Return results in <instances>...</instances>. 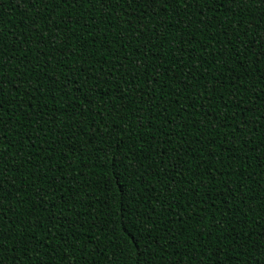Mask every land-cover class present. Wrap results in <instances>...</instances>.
Listing matches in <instances>:
<instances>
[{"label": "trees", "instance_id": "trees-1", "mask_svg": "<svg viewBox=\"0 0 264 264\" xmlns=\"http://www.w3.org/2000/svg\"><path fill=\"white\" fill-rule=\"evenodd\" d=\"M47 6L0 0L4 264H264L259 8Z\"/></svg>", "mask_w": 264, "mask_h": 264}, {"label": "snow or ice", "instance_id": "snow-or-ice-1", "mask_svg": "<svg viewBox=\"0 0 264 264\" xmlns=\"http://www.w3.org/2000/svg\"><path fill=\"white\" fill-rule=\"evenodd\" d=\"M54 6H59L61 3L67 6H71L73 4L79 5L81 0H52ZM85 2H91V0H85ZM177 3L181 2V0H176ZM183 4L185 6H188L190 3L199 5V0H182ZM207 2V0H205ZM238 0H229V3H236ZM240 3L246 2V0H239ZM252 4L259 8L260 13L262 16H264V0H251ZM24 3H35L38 5L43 6V11L51 13L53 9L48 8V0H24ZM105 8H111L113 6L119 7L121 4V0H103ZM124 3L127 5L128 8H132L133 12L136 11V8H143L145 10L149 8H158L160 7V0H124ZM165 3H167V0H165ZM220 6H223V0H219ZM135 5L136 7H133ZM125 13H127V9H125ZM40 14H37V18H39ZM65 23H71L70 20L65 19ZM162 27H166L165 25H161ZM46 27H54V25H47ZM29 31H36L35 26L29 28ZM61 31H56L54 35L51 36V38L48 40V43L52 44L53 46L56 45V36H60ZM47 46V45H46ZM15 48H16V41L14 39L10 40L9 35L6 32H3L2 28H0V112L5 110V105L8 103V99L6 97V88L11 91V81L3 79L4 70L8 67V61L10 59L14 58L15 55ZM258 55L264 56V51H261ZM18 67V66H17ZM59 83V81H57ZM87 83V81H85ZM66 86L68 85V82L65 81ZM123 91V89L121 90ZM16 92H19V88H16ZM122 98V97H121ZM16 111H19V109H16ZM37 115H42V113H37ZM6 132V130H5ZM6 139V136L3 137ZM4 159L11 160V156H4L0 154V163L3 162ZM131 163V161L129 160ZM11 167V165H4L3 167H0V193H7L9 196L10 193V185L7 182V180L4 179V176L7 172V170ZM115 179V177H114ZM131 215V212L128 213ZM6 218V216L2 213H0V223L3 222V220ZM11 227V225H9ZM6 232H0V242L3 241L4 236L6 235ZM262 256H264V252L261 253ZM0 264H4V261L2 259V252H0ZM254 264H261V261L259 259H256L254 261Z\"/></svg>", "mask_w": 264, "mask_h": 264}]
</instances>
